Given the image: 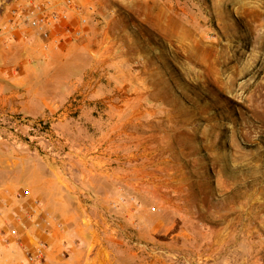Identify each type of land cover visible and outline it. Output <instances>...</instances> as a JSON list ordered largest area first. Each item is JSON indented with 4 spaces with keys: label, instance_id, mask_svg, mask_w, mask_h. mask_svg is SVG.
Returning <instances> with one entry per match:
<instances>
[{
    "label": "crops",
    "instance_id": "0c3cea01",
    "mask_svg": "<svg viewBox=\"0 0 264 264\" xmlns=\"http://www.w3.org/2000/svg\"><path fill=\"white\" fill-rule=\"evenodd\" d=\"M133 1L79 0L87 23L74 40L60 25L49 39L14 27L10 11L25 0H0V122L39 128L48 145L35 155L43 184L91 192L84 206L92 229L75 235L100 240L62 247L71 236L27 218L33 194L0 189V264H31L25 250L38 239L48 249L34 264H264V176H252L233 152L196 150L186 105L162 102L169 88L153 84L149 29L133 25L141 27ZM78 18L71 12L69 24ZM0 159L12 169L23 157ZM21 222L27 231L8 237L7 227L21 231Z\"/></svg>",
    "mask_w": 264,
    "mask_h": 264
},
{
    "label": "rangeland",
    "instance_id": "374dc122",
    "mask_svg": "<svg viewBox=\"0 0 264 264\" xmlns=\"http://www.w3.org/2000/svg\"><path fill=\"white\" fill-rule=\"evenodd\" d=\"M133 6L132 18L141 27L133 25L139 31L149 29L153 84L169 88L159 98L186 105L185 132L195 139L196 150L233 152L235 162H250L251 175L263 177L264 0H134ZM39 136L38 127L19 118L0 122V158L23 157L12 169L0 168V189L27 190L48 203L45 210L59 222L58 230L71 236L62 240V247L99 246V239L75 235L92 229L84 206L91 192L43 184L48 176L41 174L35 155L46 154L48 145ZM58 177L59 182L69 178ZM132 241L134 246L151 247Z\"/></svg>",
    "mask_w": 264,
    "mask_h": 264
},
{
    "label": "built area",
    "instance_id": "2783aa9c",
    "mask_svg": "<svg viewBox=\"0 0 264 264\" xmlns=\"http://www.w3.org/2000/svg\"><path fill=\"white\" fill-rule=\"evenodd\" d=\"M79 0H25L23 4L13 8L10 11L11 23L14 27L22 24L36 29L43 39H49V32L54 26H62L65 32H68L71 39H79L83 35V26L87 23V18L82 14V6ZM91 10V8H88ZM74 12L78 15V24L72 26L69 24L70 13ZM58 39L53 40V48H57ZM43 48H47L44 43ZM88 197L91 194L87 193ZM15 197L23 199L26 197L25 192H15ZM31 206L27 210V218L32 220L35 227H39L41 223L46 225L44 232H49L51 225L56 228L60 227L59 222L45 212L42 203L37 199H31ZM1 212V206H0ZM21 231L18 227L8 226L7 236L12 238L19 237L27 231V226L21 222ZM48 244L43 240H31L30 246L25 250V259L28 263H40L46 257Z\"/></svg>",
    "mask_w": 264,
    "mask_h": 264
}]
</instances>
